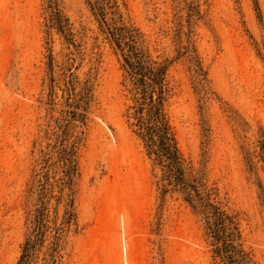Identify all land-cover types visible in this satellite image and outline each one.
<instances>
[{
    "label": "rangeland",
    "instance_id": "rangeland-1",
    "mask_svg": "<svg viewBox=\"0 0 264 264\" xmlns=\"http://www.w3.org/2000/svg\"><path fill=\"white\" fill-rule=\"evenodd\" d=\"M50 1L0 0V264L16 263L39 191L55 204L60 136L76 170L58 214L71 201L75 221L57 264H224L127 127L118 51L90 5ZM115 1L151 58L177 55L167 111L185 177L202 175L264 264V0Z\"/></svg>",
    "mask_w": 264,
    "mask_h": 264
},
{
    "label": "trees",
    "instance_id": "trees-1",
    "mask_svg": "<svg viewBox=\"0 0 264 264\" xmlns=\"http://www.w3.org/2000/svg\"><path fill=\"white\" fill-rule=\"evenodd\" d=\"M86 1L102 33L118 51L122 70L121 86L125 93L123 118L157 171L161 190L165 193L173 190L181 196L214 258L224 264H256L245 250L233 218L211 202L202 175L196 173L190 180L185 177L167 111L171 91L168 71L177 55L173 60L165 57L157 61L151 58L141 33L124 22L115 0ZM51 8L54 10L53 5ZM52 15L48 21L54 23L62 33L57 12ZM69 114L72 117L77 115L78 119L81 116L75 111H69ZM59 139L60 185H56L58 195H53L55 204L47 208L42 191H39L28 234L15 264H57L54 254L59 234L75 221L71 201L62 205L61 214H58L57 203L62 197V188H69L76 170L72 149L66 148L62 136ZM262 149L264 154V142Z\"/></svg>",
    "mask_w": 264,
    "mask_h": 264
}]
</instances>
